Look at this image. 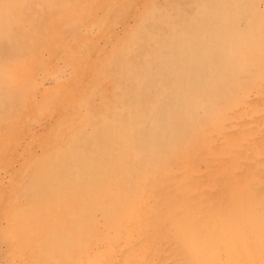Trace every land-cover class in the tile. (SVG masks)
I'll return each mask as SVG.
<instances>
[{
    "label": "bare ground",
    "instance_id": "6f19581e",
    "mask_svg": "<svg viewBox=\"0 0 264 264\" xmlns=\"http://www.w3.org/2000/svg\"><path fill=\"white\" fill-rule=\"evenodd\" d=\"M150 1L149 5H140L142 1L136 4L134 0L127 4L126 11L133 18L134 29L127 30L126 44L117 52L109 54L111 51L105 50V64L62 66L63 82L51 88L52 79L41 83L33 74V67L26 71L24 66L15 79L17 84L7 80L0 90V97L11 95L5 104L11 112L38 110V116L29 117V125L37 128L44 121L42 130L51 129L43 132L45 138L52 137L58 146L47 154H38L29 147L23 156L33 159L23 161L27 164L25 171L23 168L14 172V180L20 184L23 174L26 177L31 171L27 185L21 183L31 200L21 214L22 226L28 225L29 229H26L28 233L23 231L25 248L38 253L43 250L42 241L47 246L48 240L53 243L59 236L55 243L59 257L52 260L54 251L48 249L40 256L41 263L224 264L236 256L247 261V246L236 248L234 240H238L240 233L234 226L225 228L224 236L220 237L214 229L179 226L178 230L175 227L183 211L198 223L200 218L194 201L211 198L209 194L220 196V200L224 198L231 209L237 210L231 184H221V187L217 179L212 177L210 181L209 177L206 185L209 189L203 187L201 180H193L200 171L199 166L193 167L178 154L186 145L192 146L188 141L206 113L217 110L220 100H225L223 105H229L225 99L227 94L236 93L246 101L251 85L264 84V0ZM99 6H102L101 0H0V81L7 79L9 69L17 73L21 64L18 62L22 60L24 63L35 58L42 61L41 56L52 57L57 64L65 62L64 57L57 59L59 47L67 48L66 57L72 63V50L83 52L82 46L86 45L71 37L69 46H61L65 39L60 30L66 24L73 25L76 14L88 8L99 10ZM137 8L141 12L139 16ZM89 20V32L99 31L102 38L107 36L109 43L115 45L111 41L114 38L104 31L100 15ZM75 28H67V32L75 34ZM38 70L41 69L37 67ZM80 79L85 86L90 80L98 82L82 90ZM12 83L16 87L13 93ZM64 87L65 99L78 98L67 108L64 98L55 102ZM46 92L54 93L47 102L40 103V93ZM53 103L56 108L65 109L57 117L52 110ZM8 117L2 115L0 122ZM253 138L250 141L253 146L263 145L264 126ZM186 168L191 170L185 176ZM235 168H230L229 173ZM173 169L181 172L180 178L188 177L186 181L190 180L193 189L182 190L184 203L168 215L165 230L155 224L154 212L147 210L145 218L153 224L152 230L143 239L129 240L131 235L122 233L121 226L125 222L138 225L140 219L131 218L130 212L135 206L142 209L144 201L139 198V192L146 176L155 174L156 181L147 189L149 195L158 196V185L169 181L168 174ZM239 173L236 176L244 196L249 202H255L256 195L248 189L245 176ZM185 186L188 187L186 183ZM39 208L45 215L32 216ZM219 220L222 222L221 216ZM211 238L219 245L214 247ZM134 245L138 246L134 248Z\"/></svg>",
    "mask_w": 264,
    "mask_h": 264
},
{
    "label": "rangeland",
    "instance_id": "374dc122",
    "mask_svg": "<svg viewBox=\"0 0 264 264\" xmlns=\"http://www.w3.org/2000/svg\"><path fill=\"white\" fill-rule=\"evenodd\" d=\"M101 1L102 6H99V10H93L92 8L87 7V10H83L80 14H76L74 16V19H77V21L73 23V25H71L72 23L66 24L65 29L60 30L61 37L63 36L62 38L65 39L61 46H69V43H71V37L73 41L85 43L86 45L82 46L83 52H81V49H78L77 52L72 50L74 52L72 63H70V59L66 57L68 54L67 48L65 47H59L58 50L60 51H57V59H62L64 57L65 62L61 61V63L58 62L57 64V62L55 63V59H53L52 57L48 59L45 58V60L44 57L41 58V56L39 57L40 59H42V61H38L37 58L27 60L25 61V63L23 62V60L19 61L18 63L21 64L18 65L17 73L16 71H11V69H9L10 75H7L6 80L3 79L2 81H0V90H2L3 85H6L7 80L10 82L13 80L15 82V79H18V77L20 76L19 74H21L24 66H26V71L29 70V67H33V74L37 75L36 78L40 79L41 83H43L47 79H50V81L52 79L53 82L51 81V83L49 84L51 88L62 84L63 79L60 77V71L62 66L64 67L68 64H71L72 66H77L80 65V63H84L85 65L90 64L91 66L93 64H105V60L103 58L105 50H110L111 52L109 54H112L122 48V46L126 44V32L127 30L134 29V22L133 18L130 17L126 11L127 4L131 3V0ZM137 1L138 3L142 1L141 3H139L140 5H149V3L151 2L150 0H134L136 4ZM51 11H53V9H51ZM137 11L138 12L136 15H141L139 9ZM97 15H100L103 18L104 31L109 36H112L114 38L113 40L111 39V41L115 45L109 43L107 36L106 39L102 38L100 34H98L99 31H95L93 33L89 32L91 26L89 19L90 17L93 18ZM113 17L116 18L113 20ZM69 25L71 26L68 27ZM73 26H76V28L74 29L75 34H72V32L68 33L67 31L69 30H67V28L71 29V27ZM56 40L57 36L51 40V45ZM87 48L88 51H85ZM97 54L98 56L96 57ZM37 67H39L41 70L36 71ZM55 77L59 78L54 79ZM84 79L88 80V78ZM81 81L80 82L82 85V90H86L89 88L90 85L96 84L98 82L97 79L90 80L89 85L85 86L84 80ZM16 84L17 83L15 82V85ZM15 85L14 83H12V87H10L11 93L14 92L16 88ZM40 87L44 86L41 85ZM39 90L41 91L44 89L40 88ZM53 93L54 92L40 93V103L47 102L50 99L48 97H52ZM59 93L61 94L56 96L55 102H59L63 98L65 99V87L61 89ZM248 95L249 98L244 101V97L241 98L236 93L232 92L227 94L225 99H228L227 101H229V105H223V102L225 100H220L218 102L217 110L206 113L204 115V119H202L199 123L196 124L198 127L197 131L193 135V138H190V141H188V144L192 142V146L186 145L183 151L180 150L178 154L183 161H188L190 162V164L192 163L193 167H195V165L199 166V173L194 176V178H192L194 181L201 180V183H204L203 187H207L206 185L208 184L207 181H209V177L210 181L212 180V177L217 179V185H219L220 183L219 186L221 187L226 184H231L233 186L232 196L233 198H236L237 210L231 209L226 204V200H224V198H221L220 200V196H213L209 194L211 198L202 197L195 199L194 201L196 203L198 209L197 213L199 214L200 218L198 223L194 221L192 217H190L189 213L180 209V212H183L179 214L177 218L176 224L178 225L175 224V227L178 230L179 226L191 227L192 229L197 230L204 229L207 231H211L214 229V231L217 233V235H219V237L224 236L223 234L225 233V228H228L229 226H234V229L240 233L237 236L238 240H234L236 241V248L239 247L238 245H246L249 251V256L247 257L246 262L243 258L240 259V256H236V258L224 264H254V262L264 264V198H262V196H264V139H262L263 145L261 144L260 146H253L250 142L254 139L253 137L255 132L258 129H261L262 126H264V84L262 85V83H260L251 85ZM9 97H6V95L4 97H0V117L2 115L9 116L7 118L8 120L0 122V161H3L2 163H0V264H46L41 263L40 256L42 255L43 257L49 251L48 249L54 251L52 260L57 259L59 257L60 251L58 249V246H55V243L58 241L59 236L55 238L53 243L48 240L47 246H45L44 241H42V243L40 241V248H43V250H38V253L31 252L25 248L26 240L24 238L26 237V235L23 233V231L25 230L28 233L27 230L29 229H27L28 225H26L25 228L22 226L24 218L21 217V214H23L27 210L26 207L31 204V200L25 193V189L23 190L21 183L27 185L30 177L29 173L31 171H28L26 177L23 174L20 179V184H17L18 180H14V172L19 171L20 169L23 170V168L25 171V167L27 166V164H25L23 161L26 158H28L29 161L33 159L29 156H23V153H25L29 147L33 148L34 151H36L38 154H47L51 153V151L55 150V148L58 146L57 143L52 139V137L45 138L44 133H47L48 130L51 129L48 128L42 130V127L45 126L44 121H41L37 128H35L34 125H31L32 127L29 125V117L38 116V110H34L31 113L24 111L18 113L17 110H12L14 112L13 113L11 112V110H8L5 106ZM77 101L78 98H76L75 100L65 99L66 108L68 107V105L70 106L73 104V102L75 103ZM53 104L54 109L52 110L56 111L57 117L58 113H61V111L63 112L65 109L56 108L55 103ZM13 109H15V107H13ZM13 116L14 118L12 119ZM49 120L50 119L46 120V122H49ZM26 125L28 126L26 127ZM236 133H238V135ZM21 144L22 146L20 147L19 145ZM216 145H218L217 148ZM230 152H234V155L237 153V156L229 155ZM15 155L16 157L14 158L13 156ZM226 159L228 160L225 161ZM252 163H254V166H251ZM246 165L249 166L247 167ZM233 167H236L235 170L232 169L233 173H229L230 168ZM244 167L245 169H243ZM253 167L255 168V170ZM190 170L191 168H186V172L184 175L186 176ZM253 171L257 173H254ZM237 172H241L239 173V175L245 176V179L247 180L248 184V189H250L252 194L256 195L257 199L254 200L255 202H249L248 199H246V197L244 196L243 187L242 185H239L238 176H236ZM258 172L261 174V176H259L260 174ZM178 173L181 172H178L174 169L169 172V181L167 183L165 182V185H158L160 192L158 193V196L149 195L147 189L148 187H150L151 183L156 181L155 174L151 173L150 176H146V180L142 185L143 188L140 189L142 191L141 193L139 192L141 196H139V198H142V200L144 201L142 204V209H138V206H135L134 209H131L132 212H130L131 218L140 219L139 221H137L138 225H133L132 222H125L126 224H123L121 226V228L123 229L122 233H124L125 235H131L129 240H134L138 238L143 239L145 237V233H147L151 229V226L153 224H151V221L149 219L145 218L147 210L154 212V222L155 224L160 225L159 229L165 230L167 228V226L165 225L167 224L166 221L167 217H169L168 215H170L172 210L179 208L180 205L184 203L182 190L193 189L192 185H190V180L186 181L188 177H186V179L180 178L181 175ZM202 174H204L205 176H202ZM211 174L215 176H211ZM184 183H186L188 187H183ZM253 186L257 187L258 190L253 189ZM207 189L209 188L207 187ZM176 190L178 191V193ZM143 191L145 192V196H142L144 195ZM260 192L261 196L259 195V197L258 193ZM162 208H165L166 211L162 210ZM35 213V216L45 215L44 210L42 208H39L37 212L34 210L33 213H31L32 216ZM219 216H221L223 219L222 222L219 220L221 222V225L218 221ZM216 217H218V219ZM248 219H251V221L248 222ZM31 236L32 235H30V237ZM211 239L213 240V238ZM39 244H37V247H39ZM211 244H213L214 247L219 245L218 243H216L215 239ZM137 246L138 245H134V248Z\"/></svg>",
    "mask_w": 264,
    "mask_h": 264
}]
</instances>
